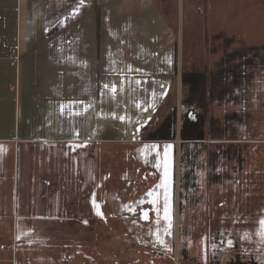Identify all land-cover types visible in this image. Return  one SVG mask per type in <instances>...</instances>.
<instances>
[{"label":"crops","instance_id":"1","mask_svg":"<svg viewBox=\"0 0 264 264\" xmlns=\"http://www.w3.org/2000/svg\"><path fill=\"white\" fill-rule=\"evenodd\" d=\"M169 2L0 0L4 263L20 232L72 240L75 225L103 222L105 143L118 157L119 145L140 143L185 69L176 35L201 8Z\"/></svg>","mask_w":264,"mask_h":264},{"label":"rangeland","instance_id":"2","mask_svg":"<svg viewBox=\"0 0 264 264\" xmlns=\"http://www.w3.org/2000/svg\"><path fill=\"white\" fill-rule=\"evenodd\" d=\"M196 4L176 37L184 68L214 76L205 91L181 72L140 143L119 145V157L105 143L102 223L75 225L72 240L20 232L9 264H264V0ZM174 107L176 138H146ZM186 111L207 116L199 142L180 137Z\"/></svg>","mask_w":264,"mask_h":264},{"label":"trees","instance_id":"3","mask_svg":"<svg viewBox=\"0 0 264 264\" xmlns=\"http://www.w3.org/2000/svg\"><path fill=\"white\" fill-rule=\"evenodd\" d=\"M230 55V54H229ZM224 71V70H223ZM233 75H237L238 70H229ZM209 73L203 71V70H190L189 72L185 69L183 72V79L182 81L185 84H191V87L193 88L197 82L201 83L203 86L207 85L206 83L212 79V76L210 74V77L208 75ZM214 77V76H213ZM206 86L204 87L205 91ZM191 111H186L182 116V124L180 127V137L182 138L183 142H199L200 140L204 139L205 135V119L206 115L204 113H201L202 115L198 114V117L193 118L191 117V114L189 113ZM177 111L174 107L169 111V113L161 120L159 125L152 131H150L148 134H145L146 138L150 139H158V140H174L177 135ZM184 124H187L185 127ZM200 125V126H199ZM187 187L193 189L192 187Z\"/></svg>","mask_w":264,"mask_h":264},{"label":"built area","instance_id":"4","mask_svg":"<svg viewBox=\"0 0 264 264\" xmlns=\"http://www.w3.org/2000/svg\"><path fill=\"white\" fill-rule=\"evenodd\" d=\"M82 222H87L88 223V221H87V219L86 218H83L82 219ZM153 252H154V254L155 255H157L158 257H170L171 259H173L174 261H176V257L175 256H173V255H170V254H167L166 252H164V251H161V250H153Z\"/></svg>","mask_w":264,"mask_h":264},{"label":"snow or ice","instance_id":"5","mask_svg":"<svg viewBox=\"0 0 264 264\" xmlns=\"http://www.w3.org/2000/svg\"><path fill=\"white\" fill-rule=\"evenodd\" d=\"M262 223H264V222H262Z\"/></svg>","mask_w":264,"mask_h":264}]
</instances>
